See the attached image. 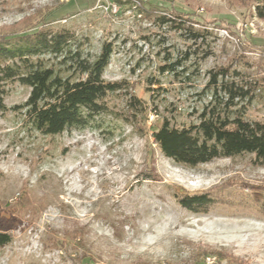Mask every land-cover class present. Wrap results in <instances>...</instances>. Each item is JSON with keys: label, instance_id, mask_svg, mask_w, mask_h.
Segmentation results:
<instances>
[{"label": "rangeland", "instance_id": "obj_1", "mask_svg": "<svg viewBox=\"0 0 264 264\" xmlns=\"http://www.w3.org/2000/svg\"><path fill=\"white\" fill-rule=\"evenodd\" d=\"M137 1L0 0V36L65 29L90 60L109 43L102 78L123 88L86 128L45 137L24 122L30 89L5 84L0 233L10 243L0 264H264V166L242 155L189 168L152 138L163 121L197 125L208 73L222 67L257 81L235 109L264 122V0ZM172 11L196 23L195 43L186 23L162 22ZM130 96L142 111L128 109ZM200 194L217 200L207 212L178 204Z\"/></svg>", "mask_w": 264, "mask_h": 264}, {"label": "trees", "instance_id": "obj_2", "mask_svg": "<svg viewBox=\"0 0 264 264\" xmlns=\"http://www.w3.org/2000/svg\"><path fill=\"white\" fill-rule=\"evenodd\" d=\"M255 7L256 16L264 20L260 7ZM161 20L181 30L186 23L185 37L194 43L201 37L192 29L196 23L176 12ZM82 47L83 43L65 29L0 36V112L5 111V84L16 81L30 89L20 109L33 131L53 137L86 128L95 116L106 112L107 96L123 88L121 83L102 78L111 45L104 43L94 60L84 56ZM73 75L84 79L72 80ZM208 75L207 89L212 96L198 115L197 125L175 129L163 121L152 132L154 143L165 158L189 168L242 155H250L256 164L264 166V122L249 121L235 109L240 102L253 100L257 81L229 67L214 69ZM128 109L138 113L141 103L130 96ZM216 202L210 194L178 200L183 209L194 213L207 212ZM9 243V235L0 233V247Z\"/></svg>", "mask_w": 264, "mask_h": 264}, {"label": "built area", "instance_id": "obj_3", "mask_svg": "<svg viewBox=\"0 0 264 264\" xmlns=\"http://www.w3.org/2000/svg\"><path fill=\"white\" fill-rule=\"evenodd\" d=\"M103 1H105V0H103ZM128 1L131 2L135 8H138V7L140 8V6L142 4L140 1H137V0H127V2ZM144 1L145 0H143V2ZM105 9L114 13V12H116L117 8H116V5L114 3L107 2L106 5H105Z\"/></svg>", "mask_w": 264, "mask_h": 264}]
</instances>
